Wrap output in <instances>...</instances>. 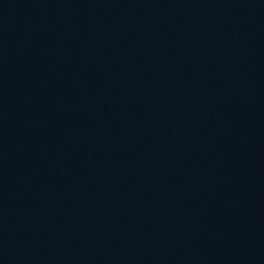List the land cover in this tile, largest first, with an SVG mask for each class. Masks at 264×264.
Returning a JSON list of instances; mask_svg holds the SVG:
<instances>
[{"label": "water", "instance_id": "water-1", "mask_svg": "<svg viewBox=\"0 0 264 264\" xmlns=\"http://www.w3.org/2000/svg\"><path fill=\"white\" fill-rule=\"evenodd\" d=\"M0 264H264V0H0Z\"/></svg>", "mask_w": 264, "mask_h": 264}]
</instances>
